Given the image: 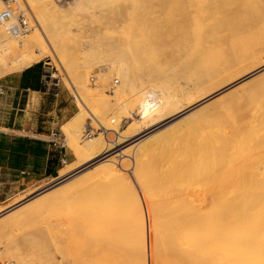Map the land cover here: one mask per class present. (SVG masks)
Masks as SVG:
<instances>
[{
  "label": "bare ground",
  "instance_id": "1",
  "mask_svg": "<svg viewBox=\"0 0 264 264\" xmlns=\"http://www.w3.org/2000/svg\"><path fill=\"white\" fill-rule=\"evenodd\" d=\"M13 1L19 4L22 12L26 10L23 5L26 6L37 28L21 36L7 31L12 21L0 26L4 27L3 31L0 30V78L21 72L41 60H61L55 39L46 28V15L56 11V7L48 0ZM170 3L175 5V9L170 15L169 24L178 26V29L187 21L209 20L221 4L217 3L216 6L214 0H208L203 7L195 8L192 0H170ZM252 22H249L250 26ZM257 22L254 21V24ZM178 23L180 25H176ZM259 23L264 26L263 22ZM224 26L221 28L224 29ZM256 26L259 29L255 35L257 39L254 37L256 41L252 38V46L247 51L245 48L248 47L243 45L245 52L238 54V57H234L233 52L234 61L226 57L228 54L224 55V51L221 53L212 46H205L209 43V39L205 43L208 36L200 38L201 44L194 42L191 50L196 59L193 58L194 63L193 60L189 62L194 66L197 64L198 69L194 67L197 71H192V66H186L187 70H183L184 73L181 71L184 76L181 75L188 77L186 79H190L191 75L194 77L191 76L192 80L198 79V87L202 91L198 100L189 97L184 102L179 99L188 96V93L173 80L174 75L178 74L174 69L178 62L175 60L177 55H172L176 52L174 43L163 48L165 56L171 54L170 57H173L169 58L171 62L165 58L164 65L158 64L146 73L147 79L160 88L159 94L157 90L143 89L139 85L141 79L136 74L137 70L126 64L123 57L117 60L119 64H111L108 74L104 68L105 77L96 76L101 85L102 80L107 82L109 77L116 75L121 82L114 92L115 99L128 95L134 100L137 118L130 124L129 132L122 135L114 130L118 116L109 119L111 122L108 123L107 119L95 113L99 116L96 118L90 112L94 110L89 111V108L87 112H90L98 128L110 131L113 138L105 135L104 138L100 136L87 140L85 149L90 151L88 157L79 159L78 164L65 171L61 170L59 181L38 192L30 201L27 199L28 202L18 203L14 208L2 209L0 228L26 225L30 217L18 218L14 223L10 220L34 209L42 201L50 200L55 201L53 205L60 209L58 211L56 208V212L61 213L62 206L66 208L69 212H66L69 217L67 226L71 227L75 222L73 216L77 207L83 202L75 204L69 202L70 198L75 194L81 199L87 189L93 187L94 193H102L106 197L101 205H96L93 213L87 212L88 209L84 207L78 209V212L81 211L78 217L82 218H79L81 225L78 224L82 227L79 230L93 232L95 236L105 239L107 245L98 251L101 258L88 264H264V33H260L263 26ZM225 27L227 30L230 28ZM239 46L237 49H241L242 46ZM141 54L147 55L144 52ZM243 56L253 58L252 66H249L252 70L243 74L241 79L237 78L239 82L233 81L212 93V89L226 82L235 61V67L244 62ZM238 58L242 61L240 59L239 62ZM80 78L77 76L76 80L80 81ZM118 79H114V83H118ZM138 86L143 92H136L140 90ZM80 98V106L88 108V102L84 104V99ZM223 101L226 104L219 106L215 112L209 111L211 106ZM185 120H189L188 124L181 125ZM110 123L115 124L113 129ZM163 128H170L167 136H155L154 133ZM126 145L134 150L133 172L144 194L145 208L138 188L123 174L124 168L120 166L121 173L115 165V157H123L130 152L124 149ZM73 148L78 156L85 153L82 148ZM93 164L99 166L92 174L81 176L65 188L50 191L77 177ZM109 182L128 187L131 191L132 198L123 206L119 205L121 209H118L120 217L117 221H112L109 215L107 218L103 216V220L102 214H99L102 210L100 207H112L115 203L113 198H117L116 189L99 190L100 183ZM41 209L46 210L44 207ZM59 226L60 230L62 225ZM31 240L29 243H32ZM110 241L116 244H109ZM83 246L84 243L78 247L81 256L86 255L83 254Z\"/></svg>",
  "mask_w": 264,
  "mask_h": 264
},
{
  "label": "rangeland",
  "instance_id": "2",
  "mask_svg": "<svg viewBox=\"0 0 264 264\" xmlns=\"http://www.w3.org/2000/svg\"><path fill=\"white\" fill-rule=\"evenodd\" d=\"M214 1L216 6L217 3L221 4L217 6V9L209 20L187 21L181 25L182 27H179V29L181 28L179 30L178 26H176V29L175 26L169 24L170 15L175 9V5L171 4L170 0H48V2L56 7V11L46 15V28L48 32L50 31L51 37L55 39L58 51L61 54L60 59L62 62L61 60H59L60 62L58 60H52V62L41 60L34 64L38 65L42 70L45 82L53 85L55 88L48 91L45 89L47 92L45 96H43L41 102L35 98H30L27 112L28 115L34 113V111L40 113L39 122L46 123V125L53 123V130L55 133H57L56 131L60 128L61 136L59 140H61V144L65 146L62 149L64 159L59 164V167L54 165L58 171L52 176H45L43 174V160L38 161L37 165H34V160L31 159L28 161L27 172L24 175L10 173L0 177V211L2 209L7 210L11 208V206L14 208L18 203L22 204L25 201L28 202V200L30 201L34 198L41 190L47 189L57 183L61 178L59 173L61 170L65 171L78 164L79 159H84L85 156L88 157L90 151L87 150V148L85 149L88 143L87 140L100 136V138H104L105 135L109 138L112 137L113 134L110 131H101L98 129L97 124L92 120L93 118L90 112L104 117L105 120H108V123L111 122L109 119H115V117L118 116V125L116 124L117 127L116 129L114 128V130L122 135L129 132L130 124L136 121L137 118L133 98L127 95L115 99L114 92H116L121 82L116 75H114L116 78L112 76L108 79L107 77V82L105 79L102 80L104 82H102V85L101 81H98L99 79L96 77L97 75H103L105 77L103 69L106 68V74H108L107 71H110L111 64L113 62L119 64L120 61L117 60L120 57H123V61H125L126 64L131 65L137 70L136 74H138L141 79V84L139 85H141L143 89H150L155 92L157 90L159 94L160 88L158 89L155 83L147 79L146 73H148L149 69L158 64L161 66L164 65L163 62H171L170 59L173 57H170L171 54L165 56L163 48L174 43L173 46L176 47V52H173L174 54L172 53V55L174 57L177 55L175 60L177 59L178 62L174 69L178 74L174 75L176 77L173 80L175 84H178L179 87L181 86L180 88H182L184 92L188 93V96L179 98L181 101L185 102L189 97L193 100H198L199 97L202 96V91L197 83L199 82L197 81L198 79L192 80V75L189 77L190 79H186L188 77H183L184 75L181 73V71L187 70L188 67L186 66H192V70L197 65H191L192 63L189 62L190 60H193V63L195 62L193 58L196 55L194 54L195 56H193L194 52L191 50L193 49L194 42H196L195 44H201L199 42L200 38H202V36H208V38L205 39V43L208 42V39L209 43L205 44V46H212L215 51L220 50L221 53L224 51L223 54H228L226 57L231 60L238 54H242L249 50L250 45L252 46V40H255V38L257 39L255 35H257L256 32L258 33L259 29H257L258 26L256 25L262 27L263 25H260V21L264 24V0ZM204 3L207 4L208 0H192V6L195 8L203 7ZM0 4H4L2 8H0L1 12L6 10L11 11L12 9L11 13L14 17L20 14L24 16L26 13L24 17L29 23V30L22 36L30 34V32L37 28V24L26 6L23 5L24 10H26L22 12L16 1L0 0ZM255 17L258 19H255ZM239 21H241V23H239ZM248 21H253L250 23L251 26ZM254 21H258L257 24H254ZM176 25L180 24L178 23ZM221 25L230 28L227 30V27L224 26V29H222ZM248 25L249 28L247 27ZM2 28L4 29V27H0V30L3 31ZM263 30L264 26L260 32L261 34L262 32L264 33ZM254 43L253 41V44ZM237 45L242 46L243 49L240 46L241 49H237ZM243 45L248 48H245ZM244 48L246 49L245 51ZM236 50H239L240 53L239 51L235 52ZM142 52L147 53V55L142 56ZM233 52L235 53L234 57L232 55ZM224 55L223 57H225ZM247 57L248 58H245L243 56L244 62L238 64L236 67L235 65L237 64H235V61L233 63L234 67L231 65L232 69L234 68L233 70L230 69L229 73L231 74L227 76L226 73V82L218 85L216 88L212 89L211 92L215 94L224 88L226 84H231L233 81L239 82L238 80L241 79L240 77H242L243 74L252 70L249 66H252L250 63L253 61V58ZM165 58H167V60ZM241 58L237 60L241 62ZM178 69L180 71H178ZM194 69L192 71H197L198 68L196 70ZM186 73L187 72H185V74ZM77 76L81 77L80 81L76 80ZM4 77L0 78V81L3 80ZM114 79H118V83L114 84ZM55 82L57 86H55ZM83 82H85V84L81 85ZM76 86H78L79 89ZM138 88H140V86H138ZM142 88H140V90L137 89L136 92H143L141 90ZM57 93L58 96H56ZM139 93L137 96H139ZM80 97L84 99L82 103L86 101L85 103L88 102L87 105L89 104V107L87 106L88 108H84L86 111L80 106V102L78 103ZM225 102L226 101L216 103L209 108V111L215 112L219 106L226 104ZM88 109L89 111L94 110L95 112H87ZM54 111L55 114L47 115ZM96 114L95 117H99ZM61 118L64 119L61 120ZM30 119L31 120L27 122H34L32 117ZM8 122V107L6 101L0 99V126H6ZM188 122L189 120L182 121L181 125L188 124ZM90 125L94 130L91 133L92 136L83 138L84 131L88 129ZM113 126H115V124L110 123V127L112 128ZM169 129L170 128L159 129L154 134L155 136L164 138L167 136V131ZM7 138L10 139V136ZM73 147H77L78 149L82 148L81 150H85L83 151L85 153L78 156ZM129 147V145L124 146L126 152L130 151L126 153L125 156H119L120 158L117 156L114 158L116 162L115 165L120 171V166H122V168H124L123 174L131 179L136 189L138 188V195L145 208L144 194L137 184L133 172L134 150L133 148L129 149ZM103 164L101 163V165ZM97 166L99 165L93 164L88 166L81 171L77 177L50 191L56 188H65L66 185L74 182V180H77L81 176L84 177L87 174H92ZM34 167H37L36 171H34ZM98 186L99 190L102 191H108L109 189L114 191L116 189L117 198L116 200L113 198L114 201H112L115 202L113 206H105L107 209L104 206L102 208L100 207L102 210L99 211V214H102L103 220V216L106 217L109 215L108 217L112 221H117L120 217L118 209L121 208L119 205L123 206L124 203L132 198L130 189L115 182L100 183ZM92 188L87 189L86 194L81 199L78 195L75 196V194H73L69 202L77 204L81 201L83 203L81 205L79 204L80 206L78 205L79 207L77 208L80 210L84 207L88 209L87 212L93 213L96 211V205H101L106 196L102 195V193H94ZM112 201L110 205H112ZM48 202L42 201V203H40L42 205L46 204L47 208L40 204L36 205L37 207L35 206L40 214L36 212L35 208H31L29 209L30 211L27 210V212L10 220V222L14 223L19 220L18 218L30 217L31 219L26 225L23 224L11 227L7 225L6 228H0V264H88L91 263V260L101 258V254H99L98 251L100 248L103 249V247L107 245V242L105 239L95 236L93 232L89 233L87 230H79V228H82L80 226L81 222L79 221V218L80 220L82 218L81 216L78 217L81 215V211L78 212L77 209L78 213L75 212L76 215L74 214L75 216H73V222H75H72L73 224L70 227L67 226L69 220L67 213L69 212L65 210L66 208L62 206V212L60 213L58 212L60 209H58L57 205H53L55 201L53 202V200H50ZM50 204H52V207ZM41 207H44L46 210L41 209ZM56 208L58 210L57 212ZM40 209L44 213L42 212L41 214ZM59 225H62L60 230L58 229ZM30 240L32 243H29ZM82 243H84L83 254H86L84 256L80 255V248H78ZM41 244H43V246H41ZM109 244H116V242L113 243V241H110ZM6 249L9 251L8 254H6Z\"/></svg>",
  "mask_w": 264,
  "mask_h": 264
},
{
  "label": "crops",
  "instance_id": "3",
  "mask_svg": "<svg viewBox=\"0 0 264 264\" xmlns=\"http://www.w3.org/2000/svg\"><path fill=\"white\" fill-rule=\"evenodd\" d=\"M45 89L47 91L51 90L46 87L43 72L37 65L4 77L0 81V99L6 101L9 122L6 126H0V134L5 137L10 136V139H29L41 142L46 150V156L42 159L44 163L43 174L45 175L47 164L51 162L49 166L51 165L52 174L50 176H52L58 171L54 164L59 167L64 159L62 149L65 146L59 140L61 136L60 128L55 133L53 123L46 125V123L39 122L40 113L34 111V113L28 115L27 112L30 98H35L41 102L47 92ZM56 96H58V93ZM49 114H55V111L47 115ZM31 117L34 122H27L31 120ZM53 133L56 134V137L51 136ZM26 172V165H23L19 170L11 169L8 167L7 162L0 165V177L10 173L24 175Z\"/></svg>",
  "mask_w": 264,
  "mask_h": 264
},
{
  "label": "trees",
  "instance_id": "4",
  "mask_svg": "<svg viewBox=\"0 0 264 264\" xmlns=\"http://www.w3.org/2000/svg\"><path fill=\"white\" fill-rule=\"evenodd\" d=\"M44 156H46V150L41 142L29 139H8L0 134V165L7 162L8 167L19 170L23 165L27 166L31 159L34 160V165H37ZM50 163L47 164L45 176L52 174ZM36 170L37 167H34V171Z\"/></svg>",
  "mask_w": 264,
  "mask_h": 264
},
{
  "label": "built area",
  "instance_id": "5",
  "mask_svg": "<svg viewBox=\"0 0 264 264\" xmlns=\"http://www.w3.org/2000/svg\"><path fill=\"white\" fill-rule=\"evenodd\" d=\"M12 13L9 10L6 11H2L0 12V26L4 25V24H8V22L10 23L12 21V23H10L9 25V32H12L14 35H24L28 30V23L25 19V17L20 14L17 17H15L14 19H12ZM116 84V82L114 83ZM46 87L49 89L55 88L53 85L46 83ZM99 130L103 131L102 128H98ZM94 130L89 126L88 129H86L83 133V138H89L92 136V132ZM52 137H56V134H51ZM64 146V145H63Z\"/></svg>",
  "mask_w": 264,
  "mask_h": 264
}]
</instances>
